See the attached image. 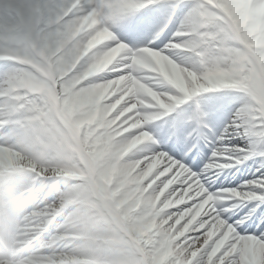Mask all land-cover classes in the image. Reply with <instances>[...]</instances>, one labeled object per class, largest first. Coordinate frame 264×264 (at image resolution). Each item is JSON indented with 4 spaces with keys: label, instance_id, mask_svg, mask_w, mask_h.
Wrapping results in <instances>:
<instances>
[{
    "label": "clouds",
    "instance_id": "9594fccd",
    "mask_svg": "<svg viewBox=\"0 0 264 264\" xmlns=\"http://www.w3.org/2000/svg\"><path fill=\"white\" fill-rule=\"evenodd\" d=\"M0 264H264V0H0Z\"/></svg>",
    "mask_w": 264,
    "mask_h": 264
},
{
    "label": "bare ground",
    "instance_id": "6f19581e",
    "mask_svg": "<svg viewBox=\"0 0 264 264\" xmlns=\"http://www.w3.org/2000/svg\"><path fill=\"white\" fill-rule=\"evenodd\" d=\"M191 111H192V109H191V107H189V108H188V114H189V115H191ZM190 130H191V129H190Z\"/></svg>",
    "mask_w": 264,
    "mask_h": 264
}]
</instances>
